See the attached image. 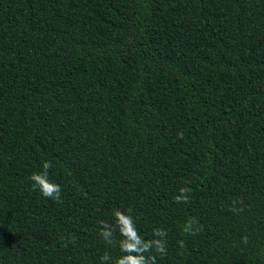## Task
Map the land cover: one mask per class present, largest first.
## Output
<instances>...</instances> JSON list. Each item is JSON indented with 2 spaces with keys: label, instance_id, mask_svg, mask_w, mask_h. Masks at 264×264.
I'll return each instance as SVG.
<instances>
[{
  "label": "trees",
  "instance_id": "obj_1",
  "mask_svg": "<svg viewBox=\"0 0 264 264\" xmlns=\"http://www.w3.org/2000/svg\"><path fill=\"white\" fill-rule=\"evenodd\" d=\"M116 209L158 264H264V0H0V264L115 259Z\"/></svg>",
  "mask_w": 264,
  "mask_h": 264
},
{
  "label": "clouds",
  "instance_id": "obj_2",
  "mask_svg": "<svg viewBox=\"0 0 264 264\" xmlns=\"http://www.w3.org/2000/svg\"><path fill=\"white\" fill-rule=\"evenodd\" d=\"M178 138L182 139L183 134H178ZM52 168L50 161L42 162V169L40 173H33L30 180L33 182V190H39L40 194L54 202L61 203V186L52 182L48 178V170ZM192 189L190 187H181L178 189V194L174 196V203L186 204L189 202ZM236 203L242 204L239 200ZM242 208H236L235 204L229 208V211H242ZM132 210L128 209L127 213L116 209L113 212L114 224H109L105 221L99 222L98 235L108 246H115L119 248L121 255L112 258L107 251L100 257V264H158V257L163 258L167 255V240L168 233L163 228L153 229L151 239H145L138 231L136 222L131 214ZM203 230V225L199 221L190 217L183 227L181 232L184 235H197ZM118 231L121 239L115 240V234ZM241 242L248 243V238L242 237ZM178 246L183 249L185 245L184 240H179Z\"/></svg>",
  "mask_w": 264,
  "mask_h": 264
}]
</instances>
